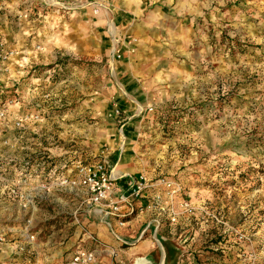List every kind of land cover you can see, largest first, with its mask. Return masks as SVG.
I'll return each instance as SVG.
<instances>
[{"label": "rangeland", "instance_id": "rangeland-1", "mask_svg": "<svg viewBox=\"0 0 264 264\" xmlns=\"http://www.w3.org/2000/svg\"><path fill=\"white\" fill-rule=\"evenodd\" d=\"M18 10L28 24L0 41V103L30 113L31 98L45 100L40 121L43 112L50 121L66 114L67 151H82L74 182L76 166L108 168L121 153L145 175L177 177L190 166V226L202 228L201 263L264 264V0H34ZM109 22L125 42L114 54ZM131 81L139 87L132 98ZM72 159L67 167L48 164L49 172L39 162L19 163L16 174L0 167V190L17 181L18 197L29 187L36 194L15 202L12 219L25 231L20 258L36 240L32 231L53 222L38 213L69 218L74 202L56 172H70ZM8 200L0 211L14 210Z\"/></svg>", "mask_w": 264, "mask_h": 264}, {"label": "crops", "instance_id": "crops-1", "mask_svg": "<svg viewBox=\"0 0 264 264\" xmlns=\"http://www.w3.org/2000/svg\"><path fill=\"white\" fill-rule=\"evenodd\" d=\"M32 1L34 2V0H0V9L5 10L4 14H0V41L6 42V39L12 41L10 37L13 33H9V29L19 24L22 26L24 22L28 24L26 20L28 14H21L18 9L26 2L33 5ZM8 16L10 23L7 22ZM17 16L18 18L15 19ZM75 19L79 22L80 18ZM99 21L97 18L90 20L95 25H98ZM8 24L11 26H7ZM116 27L113 22L107 24L105 36L108 38L107 45L110 44V47H107L108 54L117 53L118 48L121 50L120 48L125 45ZM30 31L35 32V25L30 26ZM14 36V39H17V35ZM16 46H19L18 42ZM127 86L130 90L127 93L129 97L133 96L132 92L139 89L134 81L129 82ZM31 99L32 104H36L34 105L36 110L39 105L46 102L45 100L41 102V99ZM58 101H61V98ZM2 103L7 109L2 106L6 111V118L0 122V142H2L0 152L1 149L3 152L9 150L13 154L8 158L9 161L3 158L0 160L2 170L5 168L11 173L15 171L17 173L19 163L30 165L39 162L42 169L49 172L51 165L48 164L54 162L60 167L61 163H65L67 167L68 159L73 158L68 165L70 172L57 168L56 175L57 178H63V181L68 182L66 190L69 195L66 197L70 198L74 205L73 208H69L68 213L64 212L69 218L62 217L63 214L57 212L55 214L52 212L53 215L38 213L39 216H43L42 220H53V222L32 231L36 240L28 248V254L20 258L22 255L18 254L17 249L25 231L20 230L12 219L19 209L15 202L24 199L32 201L36 194L33 192L34 188L29 189V187L24 188L18 197L17 189L12 186L17 185V181L11 184L9 190L6 188L0 190V208L4 202L9 201L8 199L15 205L14 210L11 208L0 211L1 218L6 216V219L0 220V264H70L77 251L91 252L94 255L92 264H135L137 260H143V264H202L205 249L201 243L202 228L190 226L192 222L190 197L193 196V190L190 188V166L180 167L183 169L177 173V177L168 176L167 171L164 175L163 173L155 176L145 175L137 173L134 167L129 165L131 160L126 158L125 153H121L108 167L112 177L115 178L112 193L101 204H94L87 193L70 184L75 180V175L71 172L74 167L73 162L81 161L80 156L76 154L82 151H78L75 146L69 147L76 149L75 151H67L66 114L59 112L60 115L52 122L48 116L45 117L46 112H43L40 121L41 112L35 110L29 113L25 108L15 109L6 102ZM16 122L23 123V129L15 128ZM74 131L77 133L78 129L75 128ZM8 136H11L9 143L4 140ZM24 141L26 144L23 143ZM61 158L64 160L62 161ZM142 175L148 188L141 198L128 204H118L117 200L124 193L126 182H131ZM161 180L168 183L169 187L162 185ZM41 183V178L32 182L33 185H41ZM55 190L50 189L48 192L50 194L42 195L49 196L51 191ZM185 203L188 208H184ZM115 204L121 205L118 212L112 211ZM8 210L11 213H8ZM33 210L37 209L33 208ZM119 222L122 225H119Z\"/></svg>", "mask_w": 264, "mask_h": 264}, {"label": "built area", "instance_id": "built-area-1", "mask_svg": "<svg viewBox=\"0 0 264 264\" xmlns=\"http://www.w3.org/2000/svg\"><path fill=\"white\" fill-rule=\"evenodd\" d=\"M6 118V111L0 103V122ZM23 123L16 122V128H22ZM77 180L73 184L83 188L90 196L91 201L94 204H101L107 200L108 196L113 191V182L115 180L112 177L110 171L103 164L95 165H78L76 166ZM161 184L169 187V184L160 181ZM148 188L147 182L143 176H139L133 181L126 182V188L124 193L117 200L118 204H128L129 202L136 201L141 198L143 192ZM119 206L114 205L112 211L118 212ZM187 207V204H185ZM122 225L121 222L118 223ZM32 238V237H31ZM19 251H24L23 247L19 248ZM94 261V255L87 251H77L72 257L70 264H92Z\"/></svg>", "mask_w": 264, "mask_h": 264}, {"label": "bare ground", "instance_id": "bare-ground-1", "mask_svg": "<svg viewBox=\"0 0 264 264\" xmlns=\"http://www.w3.org/2000/svg\"><path fill=\"white\" fill-rule=\"evenodd\" d=\"M135 264H143V260H137Z\"/></svg>", "mask_w": 264, "mask_h": 264}]
</instances>
